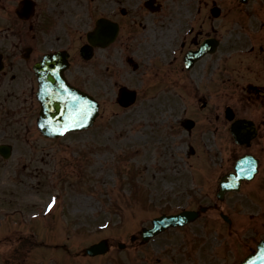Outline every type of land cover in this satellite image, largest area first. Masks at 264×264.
Masks as SVG:
<instances>
[{"label": "rangeland", "instance_id": "obj_1", "mask_svg": "<svg viewBox=\"0 0 264 264\" xmlns=\"http://www.w3.org/2000/svg\"><path fill=\"white\" fill-rule=\"evenodd\" d=\"M17 1L0 0V48L11 41L18 46L22 41H32L24 36L29 22L43 34L48 31L47 40L60 37L56 42L63 45L65 36L71 37L73 50L76 40L78 44L85 41L94 15L113 17L120 22L121 32L106 50H95L91 60L77 61L74 79L86 88L87 82L91 83L100 102V114L91 130L57 140L42 138L28 118L34 110L23 104L24 93L17 95L20 89L16 88L11 92L16 82L9 81L8 76L0 80V104L5 99L3 107L12 108L7 117L0 108V134L7 136L0 142L12 144L11 157L0 158V264H47L49 257L59 264H126L137 249L153 251L161 260L157 264H168V257L159 253L161 247L173 256L171 264H202V259H207L206 264H231L253 250L264 237V139L253 141L245 150L230 142L227 133L218 145L202 132L210 128L209 115L214 118L218 105L227 102L235 104L238 114L258 119L264 111V97L245 93L247 96L234 101L218 96L216 78L209 83L200 72L188 77L178 67L180 64L182 68L180 26L174 33L166 17L162 23H153L144 0H84L80 11L77 0H38L36 13L40 14L25 22L13 13ZM156 1L163 5L162 12L171 18L172 25L198 3L206 10L211 2L228 10L236 2ZM46 2L59 11L42 10ZM244 8L249 7L240 6L239 10ZM154 35L172 37L175 44L169 47ZM36 46L39 48V42ZM129 58L137 64L135 69ZM172 79L175 84L190 80L194 94L177 96L179 87H170ZM256 79L264 82V76ZM122 84L137 91L135 103L125 109L115 101L117 87ZM202 101L208 102L209 108L207 105L201 110ZM183 117L197 121L190 137L178 122ZM189 144L195 148L193 154ZM246 151L259 156V174L239 193L219 202L215 196L218 177ZM202 206L207 210L194 223L174 233L166 232L145 248L137 243L130 247L131 234L139 240L141 227L149 226L153 217ZM22 207L35 211L40 219L31 224L20 222L17 213L11 211ZM220 212L227 214L231 224L223 221ZM13 228L16 231L10 233ZM26 232H32L35 239ZM101 238L108 240L109 251L86 256L84 248ZM119 242L126 248L118 249Z\"/></svg>", "mask_w": 264, "mask_h": 264}, {"label": "flooded vegetation", "instance_id": "obj_2", "mask_svg": "<svg viewBox=\"0 0 264 264\" xmlns=\"http://www.w3.org/2000/svg\"><path fill=\"white\" fill-rule=\"evenodd\" d=\"M243 17V15H241ZM237 26L244 28V25L241 23V21L244 22L243 19L239 17L237 19ZM241 20V21H240ZM232 20L229 16H225L222 18V22H220V28H218V40L221 39V34L219 33V30L222 28L223 22H226L227 24L230 23ZM231 26V32L228 35V40L226 44L224 45V48H222L220 58H218V77L222 81L224 85H226L227 89L230 91L234 90V87L237 86L238 83L243 82L247 79L246 74L251 73L252 75H255L256 78H260L261 76H264V56L261 55L264 54V47L259 46V51L255 53V58L250 62L247 61V58L242 59L241 58V49L243 45L246 44L245 41L242 42V44H238L234 41H232V34H234L233 31L236 30V18H234V24ZM251 31H248L247 37L251 41ZM231 40L229 41V39ZM261 38V36H259ZM264 38V37H263ZM244 49H247V52L245 55H247L251 48H247V46H244ZM9 57H6L5 60H8ZM3 68H11L10 64H7L8 62H5L3 59ZM253 83H247L246 89L254 92L264 93V86H261L258 84V80L254 79ZM232 94V93H230ZM261 127H264V120L261 121V123L257 124L258 132L260 131Z\"/></svg>", "mask_w": 264, "mask_h": 264}, {"label": "water", "instance_id": "obj_3", "mask_svg": "<svg viewBox=\"0 0 264 264\" xmlns=\"http://www.w3.org/2000/svg\"><path fill=\"white\" fill-rule=\"evenodd\" d=\"M99 35H103V33L99 32L96 35V37H98ZM104 37L106 41L109 42L110 39L113 38V34L107 33L106 35L104 33ZM86 99L84 98V96H82L79 93L74 94L72 98L62 97V99H58V103L56 105L58 110L55 109L57 111V114L54 116V118H58L59 120L58 129L63 130L65 128H69V125H73V124H75V126L70 128H76L79 127L80 124H87L90 122L93 115V113H91L92 106H89V101L88 99L87 100ZM188 218H189V214H188ZM188 218H186V220ZM181 220L182 218L176 216V217H170L169 220L166 219L156 220L155 224H157V228H158L166 225L168 221L174 224V223H179ZM101 247L102 246L99 245L96 247V249H100ZM243 264H264V241H262L258 245L257 252L249 256L247 261Z\"/></svg>", "mask_w": 264, "mask_h": 264}, {"label": "snow or ice", "instance_id": "obj_4", "mask_svg": "<svg viewBox=\"0 0 264 264\" xmlns=\"http://www.w3.org/2000/svg\"><path fill=\"white\" fill-rule=\"evenodd\" d=\"M73 126H75V124H73V125H69V128L70 127H73ZM67 130H69L68 128H65L64 129V131H67ZM59 134H63V132H61V133H59ZM54 203H55V199H53V202L51 203V204H49V206H48V208H49V210H51L52 209V207H53V205H54Z\"/></svg>", "mask_w": 264, "mask_h": 264}, {"label": "bare ground", "instance_id": "obj_5", "mask_svg": "<svg viewBox=\"0 0 264 264\" xmlns=\"http://www.w3.org/2000/svg\"><path fill=\"white\" fill-rule=\"evenodd\" d=\"M80 5H81V3H80Z\"/></svg>", "mask_w": 264, "mask_h": 264}]
</instances>
